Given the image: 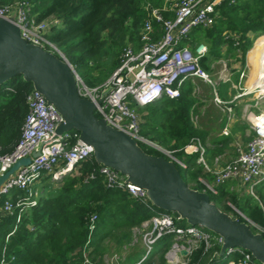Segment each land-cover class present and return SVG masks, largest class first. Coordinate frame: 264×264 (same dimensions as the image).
Wrapping results in <instances>:
<instances>
[{"label":"trees","instance_id":"16d2710c","mask_svg":"<svg viewBox=\"0 0 264 264\" xmlns=\"http://www.w3.org/2000/svg\"><path fill=\"white\" fill-rule=\"evenodd\" d=\"M14 1L0 0V4ZM26 1L31 4V14L36 20L49 21L46 37L58 48L59 52L55 54L64 56L90 88L101 86L110 77L119 66L126 46L130 45L134 50L141 47L140 31L148 8L160 9L165 18L173 16L163 10L168 0ZM217 9L214 23L192 29L181 45L194 50L197 45L205 44L207 53L200 59L202 66L208 58L219 57L238 59L244 65L253 38L259 36L256 41H264V0H223ZM152 24L153 37L159 38L161 25L155 20ZM252 57L253 49L248 59ZM239 76L240 72L232 70L233 82L238 83ZM178 87L179 96L163 95L136 108L141 116L139 135L152 143L137 141L138 144L149 154L174 158L188 186L206 191L210 200L231 216L257 225L260 229L250 224L253 231L264 237V180L253 187L254 195L248 192L240 196L230 189L229 181L217 185L215 192L205 188L200 178L213 182V174L205 171L197 161L198 153L188 154L185 146L194 137L204 145L207 132L193 122L191 109L197 101L194 86L184 81ZM31 90L32 85L20 75L0 85V154L9 153L20 137L28 111L26 96ZM229 142L230 138L225 137L205 147L206 162L222 154ZM159 148L170 152L172 158ZM99 167L90 156L77 168L46 184L42 191H37L36 204L22 210L19 220V208L14 207L10 213L0 210V264H82L81 250L89 235L92 214H96V220L90 234V258L100 264L107 250L106 241L111 240L117 246L128 243L134 236L133 228L140 227L158 212H166L149 200L132 196L125 189L107 187ZM9 195L15 202L25 192L16 189ZM5 198V195L0 196V206ZM168 213L175 217L177 226L187 225L176 213ZM171 242L172 234L159 237L152 252L140 264H165L164 256ZM220 246L214 240L211 247L204 250V243H199L190 254L191 263H239L241 256L237 252L227 254L225 251L218 256ZM140 258L137 255L121 264H135Z\"/></svg>","mask_w":264,"mask_h":264},{"label":"built area","instance_id":"2783aa9c","mask_svg":"<svg viewBox=\"0 0 264 264\" xmlns=\"http://www.w3.org/2000/svg\"><path fill=\"white\" fill-rule=\"evenodd\" d=\"M221 1L223 0H168L163 10L173 14L170 18H165L158 8L147 7L148 16L140 31L141 47L134 50L130 45L126 46L121 53L119 66L101 86L90 88L79 78L78 91L81 96L95 102L96 116L115 128L125 130L137 141L152 144L139 135L141 116L136 108L152 103L163 95L179 96L178 86L188 78H200L212 83L200 62L207 53V46L202 43L192 50L188 45H181V42L192 29L208 27L214 23L218 16L217 6ZM12 12H15L14 21L23 38L53 53L59 52L55 44L46 37L49 21L36 20L31 14V4L28 1L15 0L0 4V16H7ZM152 20L161 25L159 38L153 37ZM99 98L101 101L98 103ZM214 101L221 103L216 96ZM26 102L28 111L16 145L9 153L0 154V176L19 159L31 157L29 164L20 166L0 184V196H6L0 210L2 213H10L14 207L19 208L17 220L22 210L36 204L37 191L33 187L36 182L49 174L58 179L62 174L77 168L93 152L92 146L80 139L79 132L68 130L61 134L55 133V127L62 121V117L40 92L32 89L26 96ZM246 117L253 128V136L234 159L215 171L209 169L204 158L205 148L198 138H192L185 146L188 154L197 152V161L205 171L213 174L211 184L201 180L205 188L212 192L225 181L237 180L254 195L253 187L264 180V113L247 111ZM35 151H39V154L32 157ZM165 154L172 158L167 150ZM99 172L107 187L122 188L136 198L148 200L143 188L126 182L116 170L100 165ZM16 189L24 191L25 195L14 202L9 194ZM95 220L96 214H92L89 218V235L81 250L82 264H97L90 258L89 246ZM148 224L149 227L138 232L144 246V255L137 264L152 252L155 241L164 234H172L170 249L165 253L171 264H189V255L201 242L204 243V250L210 248L214 240L222 243L220 236L210 235L203 227L188 224L177 226L175 217L168 212L156 213ZM135 236L130 241L131 244L137 241ZM232 252L240 254L238 264H260L240 247L226 250L227 254ZM177 254L182 256V260L178 259ZM112 259L113 264H121L117 254ZM228 264L234 262L230 261Z\"/></svg>","mask_w":264,"mask_h":264},{"label":"water","instance_id":"95a60500","mask_svg":"<svg viewBox=\"0 0 264 264\" xmlns=\"http://www.w3.org/2000/svg\"><path fill=\"white\" fill-rule=\"evenodd\" d=\"M14 20L15 12L0 16V85L20 75L61 115L56 134L79 132L80 139L92 146L95 162L116 170L126 182L143 188L152 205L176 213L188 225L203 227L220 236L218 256L229 248L240 247L264 264V237L260 232L221 210L206 191L188 186L173 159L145 152L128 132L97 117L95 102L78 91L79 77L71 63L64 56L28 42ZM100 101L101 98L97 102ZM38 154L35 151L31 156ZM30 160L31 157H24L16 161L0 176V184Z\"/></svg>","mask_w":264,"mask_h":264},{"label":"crops","instance_id":"0c3cea01","mask_svg":"<svg viewBox=\"0 0 264 264\" xmlns=\"http://www.w3.org/2000/svg\"><path fill=\"white\" fill-rule=\"evenodd\" d=\"M254 50L255 49L253 48V52ZM221 58L223 57L214 58L213 63ZM255 60V56L249 58L248 62H250L248 63L246 60L243 65L238 59L228 58V61L234 62L233 65L235 66V69L232 70L240 72L239 79L242 77L240 80L238 79L237 84L243 81L245 72L247 71V65L252 64L251 62L256 63ZM204 67H207V65ZM261 72H263L262 68ZM230 78H228V82H231L232 87H234L235 82L231 81ZM249 79H251V77ZM184 81H189L194 86L193 93L196 95L197 101L192 107L191 113L194 124L207 132L204 140L205 144L203 145L204 148L219 142L225 137L230 138L228 148L222 154L215 157L217 160L213 158L210 160L208 159L206 162L209 169L215 171L226 162L234 159L238 155V152L245 148L247 142L253 136L254 131L250 121L246 117V112L248 111L254 114L264 112V92H260L258 87H256L254 89H258L259 92L253 95L249 86L244 85L243 88L239 87L241 88V92L238 94L223 91L222 95L220 96L218 90L216 89V85L220 81H212L213 86L211 83L205 82L200 78H188ZM256 83H258V80L255 83H249L250 87L253 88ZM209 84L212 86V94H210V88H207L209 87ZM215 96L220 100L221 103H216L214 101ZM229 181L233 182V180ZM240 186L245 188V186L241 184ZM34 189L36 190L37 188L34 187ZM230 189L235 191L234 186H231ZM39 191H42V189ZM148 222L149 220L145 221L139 229L133 228L134 235H136L135 237L138 238L133 244L128 242L117 246L111 240L106 241L105 244L107 246V250L103 254V259L100 261V264H113L112 257L114 254L119 256L121 263L122 261H125L131 257H136L137 255L143 257L144 246L139 238L140 236L138 235V232L149 227ZM140 259L136 260L135 264H137Z\"/></svg>","mask_w":264,"mask_h":264},{"label":"rangeland","instance_id":"374dc122","mask_svg":"<svg viewBox=\"0 0 264 264\" xmlns=\"http://www.w3.org/2000/svg\"><path fill=\"white\" fill-rule=\"evenodd\" d=\"M250 36H254V34H251L250 33ZM261 36V35H260ZM259 37V36H258ZM258 37H256V38H253V40H252V44H251V47L249 48V50L247 51V53H246V59H245V61L247 60V62H248V55H249V52H250V50L251 49H255L254 50V56H255V62L256 63H254V62H251L252 64H248L247 65V71L245 72V77L243 78V81L241 82V83H239V84H235L234 83V87H232V85H231V82L229 83L228 82V78H230L231 77V75H232V69H235V66L233 65L234 64V62H230V61H228V58L227 57H223V58H221V59H218V60H216V62H214L213 63V59H211V58H208L207 59V61L205 62V64L204 65H207V68L208 69H206L207 70V72H208V74H209V76H210V78H211V80L214 82H219V83H217V85H216V89L218 90V92H219V95L221 96L222 95V92L223 91H228V92H230V93H235V94H238V93H240L241 92V88H243L244 87V85H248L249 86V88L252 90V94L254 95V94H256L257 92H264V84H262V83H264V71L263 72H259L258 74H259V77H251V79H249L250 77V73H251V70H252V72H253V69H255V68H257V69H261L262 68V70H263V59H264V57H263V59H262V57L260 56V54H259V52H258V50H257V47H256V45L255 44H260V47H262V49H264L263 48V45H264V41H261V40H258V41H256L257 40V38ZM259 41H261L260 43H259ZM249 63V62H248ZM212 64V65H211ZM252 65H254V67H252ZM261 73V74H260ZM261 75V76H260ZM242 78V77H241ZM240 78V79H241ZM239 79V80H240ZM230 80H231V78H230ZM258 80V83H256V85L253 87V88H251L250 87V84L249 83H255L256 81ZM225 81H227V82H225ZM232 81V80H231ZM212 84V86H213V83H211ZM211 84H209L208 86L209 87H207V88H210V94H212V86H211ZM239 87H241V88H239ZM256 87H258V89H259V91H258V89H254V88H256ZM201 88V87H200ZM202 89V88H201ZM259 113H264V112H259ZM149 144V143H148ZM151 145V144H150ZM163 151H165L166 152V150H163ZM203 178H200V180H202ZM53 181H55V178L53 177V174H49V175H45V176H43V178H41L38 182H36L35 183V185H34V187H36L37 189H36V191H39V190H41L46 184H49V183H52ZM229 182H231V184H232V186H234V190L240 195V196H242V195H247V194H249L248 193V190H247V187H241L240 186V183L238 182V181H235V180H233V182L232 181H229ZM210 184L212 183V181H210L209 182ZM54 186H55V184H54ZM229 206L234 210V211H236L237 212V209L233 206V205H231V204H229ZM242 215V214H241ZM250 222V224L251 225H253L256 229H260L257 225H255L254 223H252L251 221H249ZM170 249V247L168 248V250ZM167 250V251H168ZM166 251V252H167ZM192 253V252H191ZM177 256H178V259L179 260H182V256L181 255H179V254H177ZM191 255H189V257H190ZM164 258H165V264H171V263H169V261H168V259L166 258V256H164ZM189 264H193V263H191V261H190V263Z\"/></svg>","mask_w":264,"mask_h":264},{"label":"bare ground","instance_id":"6f19581e","mask_svg":"<svg viewBox=\"0 0 264 264\" xmlns=\"http://www.w3.org/2000/svg\"><path fill=\"white\" fill-rule=\"evenodd\" d=\"M259 43H260V41H259ZM256 47H257V50H258L260 56L263 59V57H264V49H262V47H260V44H256ZM263 48H264V45H263ZM263 62H264V59H263ZM252 67H254V65ZM263 71H264V63H263ZM259 72H261V69H257V68L253 69V72L251 71V73H250V77H259V74H258Z\"/></svg>","mask_w":264,"mask_h":264}]
</instances>
